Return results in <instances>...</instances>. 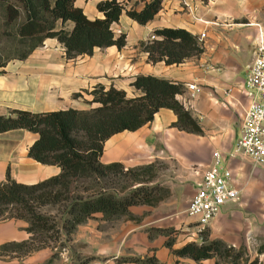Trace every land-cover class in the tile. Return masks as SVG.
I'll return each mask as SVG.
<instances>
[{
  "label": "crops",
  "instance_id": "0c3cea01",
  "mask_svg": "<svg viewBox=\"0 0 264 264\" xmlns=\"http://www.w3.org/2000/svg\"><path fill=\"white\" fill-rule=\"evenodd\" d=\"M99 1L75 0V4L91 18L103 17L104 12L97 7ZM121 1L125 8L112 28L116 36L126 34L122 46H96L92 53L69 58L63 42L56 36H48L26 56H22V52L0 57V114H8L15 108L33 111L89 108L97 104L90 101L91 91L98 84L106 88L114 85L134 96L141 93L133 84L139 74L183 82L185 91L177 97L199 119L203 133L175 126L177 113L164 106L144 125L110 135L101 155L105 163L120 161L126 167L161 157L174 158L180 167L178 174L164 181L171 194L155 205H131L130 211L136 218L126 219L121 224L111 223L104 218L103 212H95L78 224L72 233L71 245L89 259L92 256L101 259H88L83 264H137L128 257L150 255L166 264H233L218 254L196 259L178 254L174 249L192 240L199 241L186 208L213 151L218 148L228 153L239 134L242 104L248 101L242 84L253 59L259 25L264 26V0H187L191 10L184 0H163L159 11L146 23L132 18L127 9L139 10L150 0ZM21 9V15L9 21L5 4L0 2V39L15 35L17 24L26 20L25 11ZM56 24L57 28L63 26L61 19ZM64 26L70 30L74 22L68 20ZM162 26L190 30L197 36L202 50L181 62L152 60L147 45L163 38L154 34L155 28ZM191 81L201 88L196 96H192V90L186 86ZM229 87H232L231 93H227ZM39 135V132L22 127L0 132V183L6 180L8 169L15 180L28 184L62 171L59 164L42 162L29 154L30 146ZM198 165L205 166L199 169V176L193 170ZM233 165L240 184L244 166L237 161ZM240 186V199L225 204L208 225L213 229L211 236L237 248L244 246L249 251V263L258 259L257 264H264V251H259L264 242V226L259 223L264 220V195ZM179 197H182L180 202ZM242 208L247 216H243ZM28 225L25 218L0 219V246L28 240L31 237ZM167 227H173L174 231L164 232ZM248 232L253 234L250 241L245 237ZM169 239L172 245L167 244ZM52 253V248L47 246L29 255L23 254L21 261L10 255H0V264L43 262L50 259Z\"/></svg>",
  "mask_w": 264,
  "mask_h": 264
},
{
  "label": "trees",
  "instance_id": "16d2710c",
  "mask_svg": "<svg viewBox=\"0 0 264 264\" xmlns=\"http://www.w3.org/2000/svg\"><path fill=\"white\" fill-rule=\"evenodd\" d=\"M163 0H150L141 9L130 8L127 13L141 23L153 18ZM5 4L8 20H16L24 9L26 20L16 26L15 33L21 39H31L30 49L48 36H56L66 47L67 57L92 53L96 46L117 44L122 46L126 34L115 35L114 21L120 18L125 8L121 0H100L97 7L103 17H89L75 0H0ZM61 19L63 26L57 28ZM74 22L72 29L64 25ZM161 40L154 39L147 45L149 57L167 63L181 62L202 50L195 34L184 27L162 26L154 30ZM133 84L140 94L129 96L127 91L114 85L106 88L98 84L92 89L89 108L69 107L47 111L15 108L8 114H0V132L12 128H27L39 132V137L30 146L29 154L46 163H57L62 171L36 183L15 180L7 171V178L0 183V214L5 217H20L29 221L27 229L31 237L23 241L2 244V249L21 250L28 253L49 245V238H59L62 230L71 238L78 224L86 221L95 212H103L104 218L116 219L132 216L133 204L155 205L171 194V189L161 183L149 184L156 176L155 163L126 167L123 162L105 163L101 160L105 140L115 132L136 129L154 118L161 107H170L178 115L173 124L180 129L203 133L199 119L177 97L185 91L181 81L161 78L152 74H139ZM80 93H75L79 95ZM121 177L130 182L118 186ZM114 184V185H111ZM66 205V216L59 225L56 217L41 211L46 204ZM36 241H39L36 243ZM172 245V240H167ZM235 246L222 239L189 241L174 251L201 259L213 255L231 254ZM264 251V242L259 246ZM137 264H166L155 255L128 257ZM88 261V257L84 262ZM258 259L249 264H257ZM237 264V263H236Z\"/></svg>",
  "mask_w": 264,
  "mask_h": 264
},
{
  "label": "built area",
  "instance_id": "2783aa9c",
  "mask_svg": "<svg viewBox=\"0 0 264 264\" xmlns=\"http://www.w3.org/2000/svg\"><path fill=\"white\" fill-rule=\"evenodd\" d=\"M185 4L191 10L187 0ZM201 33V36H204ZM187 88L196 96L201 90L196 82H187ZM232 87L227 89L231 93ZM248 98L242 104V121L234 147L225 153L215 149L212 159L204 169L197 189L191 197L186 212L193 220L199 241H203L206 227L222 211L225 204L238 201L242 194L239 176L235 172L234 160L238 156L248 157L256 166H264V26L259 25L253 50V59L248 65L242 84ZM241 103V101H239Z\"/></svg>",
  "mask_w": 264,
  "mask_h": 264
},
{
  "label": "rangeland",
  "instance_id": "374dc122",
  "mask_svg": "<svg viewBox=\"0 0 264 264\" xmlns=\"http://www.w3.org/2000/svg\"><path fill=\"white\" fill-rule=\"evenodd\" d=\"M32 43H33V40L21 39L16 33L15 35H10L8 37H1L0 57L6 58L11 55H19L22 52L30 49ZM240 119L241 118H239L238 123L240 122ZM236 130L238 131V126ZM234 161H237L239 164L244 166L243 169L241 170L242 173L240 175V184L243 186V188H245L246 190L247 189L251 190V191H260V192H263V195H264V166L254 167L253 162L246 156L245 157L238 156ZM152 162L155 163L154 169L156 172V176L154 177L153 180L148 182L149 184L161 183L163 185L168 186L167 182H164V181L171 180L173 177H175V175L178 174V170L180 169L178 162L174 158H171V157L156 158ZM204 167L205 166L202 167V165H198V166L193 167L194 168L193 170L194 171L196 170L197 172L196 175H198L199 169L201 168L203 169ZM253 168H255V170H253ZM128 182H130V178L121 177V182L118 186L120 187L122 184L128 183ZM111 185H114V184H111ZM181 200H182V197H179V202ZM262 206H263L262 208L264 212V204ZM41 211L48 215L56 217L59 225L62 224V216L67 215L66 205L64 203L46 204L42 206ZM244 213L245 214L243 216H247L246 210H244ZM7 214H8L7 211L5 212V214H0V219L8 218V217H5ZM132 218L134 219L136 217L132 214V216L124 215L119 218L109 219V220L111 223L121 224L125 222L126 219H132ZM259 223L262 224V226H264V220L260 221ZM172 231H174L173 227L164 228V232L171 233ZM212 232H213L212 227L207 226L203 233V239H204L203 241L205 240L208 241L209 239L214 238L211 236ZM245 237L249 241L252 240V237H253L252 232L251 233L248 232ZM72 238H73L72 235H71V238H68L67 235L65 234V231L62 230V234L59 238L52 237L48 239L50 244L47 246L51 247L53 250V253L50 259H48L47 261H43V262L36 261V262L19 263V264H57V263L83 264L84 259H86L87 256L85 253L80 252L77 248L71 245ZM37 242L39 241H36V243ZM47 246H44V247H47ZM14 248H15L14 246H10V250H6L0 247V255H10L11 257H15L19 259V261H21L23 259L21 258V256L23 257V254L24 256H26L40 249L38 248L28 253H23L21 250L20 251L17 249L14 250ZM248 253L249 251L244 246H241L239 248L235 247V249L232 250L231 254H221L220 257L224 260L233 262V264H236V263L237 264H249V261H248L249 256H247ZM97 260H101V259L95 256L94 257L92 256L89 259V261H97Z\"/></svg>",
  "mask_w": 264,
  "mask_h": 264
}]
</instances>
